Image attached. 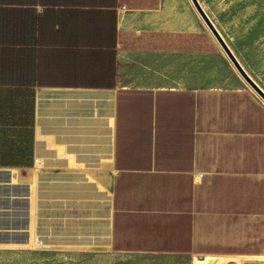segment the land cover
Here are the masks:
<instances>
[{
    "label": "crops",
    "instance_id": "obj_1",
    "mask_svg": "<svg viewBox=\"0 0 264 264\" xmlns=\"http://www.w3.org/2000/svg\"><path fill=\"white\" fill-rule=\"evenodd\" d=\"M199 1L264 93L262 39ZM106 162L108 207L83 185ZM37 167L54 247L264 257V100L190 1L0 0V246L31 243L32 189L7 172Z\"/></svg>",
    "mask_w": 264,
    "mask_h": 264
},
{
    "label": "rangeland",
    "instance_id": "obj_2",
    "mask_svg": "<svg viewBox=\"0 0 264 264\" xmlns=\"http://www.w3.org/2000/svg\"><path fill=\"white\" fill-rule=\"evenodd\" d=\"M187 1L192 3L191 0ZM203 2L207 12L215 19L217 25L227 39L233 33L231 27L228 25L230 19L236 17V21L239 23L238 25H240L242 21L250 25V29L253 28L257 38H261L264 43V0H203ZM220 7H222L221 9H225L227 14H230L229 17H225L227 21H224L223 17L221 20L219 19L216 10ZM240 30L241 29H239V31ZM109 171L110 169H106V171H99L97 173H109ZM45 215L46 214H42L38 221L41 239L46 244L53 246L65 243L68 237L66 234H55L53 237L55 240L52 238V230L46 225ZM12 225V218L8 219L7 228H13ZM70 237H72V235ZM24 238L26 239V236L23 237V239ZM5 240L6 244H12V246L15 245L18 247L0 248V264H192L194 258H203L123 255L89 248H21L19 247L20 245H27L28 237L25 242H19V238L15 237L12 233H7Z\"/></svg>",
    "mask_w": 264,
    "mask_h": 264
},
{
    "label": "bare ground",
    "instance_id": "obj_3",
    "mask_svg": "<svg viewBox=\"0 0 264 264\" xmlns=\"http://www.w3.org/2000/svg\"><path fill=\"white\" fill-rule=\"evenodd\" d=\"M193 4V3H192ZM199 15V14H198ZM200 17V15H199ZM200 19H202L200 17ZM203 20V19H202ZM206 28L210 32L208 26L204 22ZM104 166L99 169H83L84 174L86 175V182L85 187L87 188L89 185H96L102 193L101 197V203L104 207H108V205L111 202L112 192L111 190L101 183L99 179L94 176L89 171H106L108 168L109 162H106L103 164ZM44 169L41 167H37L30 171L28 178H23L16 170H9L7 172L9 181L12 183L11 185H26L31 187L32 189V197H33V204H34V210L32 214V226H31V243L29 245H23L19 247L23 248H29V247H35L37 249L41 248H51L54 247L53 245L46 244L41 239V232L39 230V223L40 217L42 215V203H43V197L39 193V186H40V175L43 173ZM112 171V170H111ZM105 233V232H104ZM106 235V234H105ZM105 240V239H103ZM107 242V241H106ZM107 246V245H106ZM1 248H11V247H18V246H12V244H5L0 246ZM192 264H264V257H215V256H207L202 259L200 258H194L192 260Z\"/></svg>",
    "mask_w": 264,
    "mask_h": 264
},
{
    "label": "water",
    "instance_id": "obj_4",
    "mask_svg": "<svg viewBox=\"0 0 264 264\" xmlns=\"http://www.w3.org/2000/svg\"><path fill=\"white\" fill-rule=\"evenodd\" d=\"M195 9L197 10L200 17L203 19V21L208 26L211 33L214 35V37L217 39V41L220 43L226 54L231 59L232 63L238 70V72L242 75V77L248 82V84L255 90V92L264 100V93L263 91L252 81V79L245 73L235 56L233 55L232 51L230 50L229 46L227 45L225 39L213 23V21L210 19V17L207 15L205 10L203 9L201 3L199 0H191Z\"/></svg>",
    "mask_w": 264,
    "mask_h": 264
}]
</instances>
